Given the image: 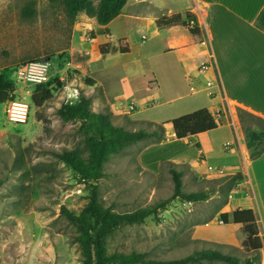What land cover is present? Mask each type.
Instances as JSON below:
<instances>
[{
	"label": "rangeland",
	"instance_id": "374dc122",
	"mask_svg": "<svg viewBox=\"0 0 264 264\" xmlns=\"http://www.w3.org/2000/svg\"><path fill=\"white\" fill-rule=\"evenodd\" d=\"M99 1L92 0L94 9ZM28 6L33 14L26 18L23 10ZM87 18L90 17L84 12L72 21L60 0H0V75L15 86V99L28 102L31 107L28 122L15 124L7 118V103L0 104V264H83L77 242L81 230L67 220L61 209L66 207L77 216L83 215L95 183L83 178L57 155L78 151L87 157V141L94 132L82 120L65 121L58 115L71 95L77 92L89 98L93 112L107 114L114 126L131 132L149 130L155 122L168 121L169 113L176 114L174 109L166 110L168 92L162 89L157 98L152 97L147 104L141 102L151 95L147 89L149 65L145 61L134 59L94 77L86 74L90 66L71 53L70 48L74 26ZM39 62L48 66L49 81L44 89L51 92V98L36 107L32 103L36 85L24 82L19 69ZM96 78L103 89L96 85ZM173 96L176 98L177 93ZM145 107L151 111L152 121H136L147 116L140 115ZM219 119L222 125L231 127L209 132L217 148L212 164H221L234 148L226 145V149L222 143L232 128L238 133V142L247 144L250 158L264 150L263 118L238 108L231 116ZM169 129L165 126L164 141L151 139L132 144L105 163L103 177L97 183L101 206L124 214L170 199L174 192L171 168L184 173L186 193H208L210 198L199 202L177 198L144 223L113 230L104 241L107 253H137L146 260L171 261L216 249L241 260L256 258V253L246 251L242 245L232 247L197 236L199 229L209 225L219 228L220 235H228L220 215L229 210L232 195L244 186L217 173V167L212 165L213 171L203 173L194 171L189 163L171 161L178 153L189 160L194 153L187 150L198 151L197 143L206 139L168 142ZM198 158L203 164L205 158ZM246 192L252 196L250 188Z\"/></svg>",
	"mask_w": 264,
	"mask_h": 264
},
{
	"label": "crops",
	"instance_id": "0c3cea01",
	"mask_svg": "<svg viewBox=\"0 0 264 264\" xmlns=\"http://www.w3.org/2000/svg\"><path fill=\"white\" fill-rule=\"evenodd\" d=\"M262 11L264 0H128L120 15L106 26L99 25L94 18L74 26L70 51L90 66L86 74L92 77L134 59L145 61L149 65L147 89L151 95L141 102L147 104L152 97L157 98L160 89L168 92L164 105H169L166 110L174 109L176 114L169 113L166 122L204 108L218 119L231 116L238 108L264 119V30L257 27ZM186 13L195 16L188 23L190 28L197 27L198 34H191L180 25L157 26L160 19L178 14L184 17ZM100 47H104L105 54L100 53ZM121 48L126 53H121ZM202 63L208 65L207 70L201 69ZM95 82L102 88L99 79ZM146 108L140 115L147 116L136 121H152L151 111ZM167 126L168 142L206 139L197 143L198 151L187 150L194 153L189 160L178 153L171 161L189 163L194 171L203 173L213 171V166L226 177L240 175L239 182L244 188L232 195L234 200L229 202L228 209L233 210L223 212L231 215L237 209L254 211L262 241V249L256 256L258 264H264V150L250 158L247 144L238 142V133L232 128L222 143L225 148L226 145L234 148L221 164H212L217 148L209 132L229 125L185 139H177L171 125ZM198 156L205 158L203 164ZM249 188L252 196L246 192ZM224 226L227 236L220 235V229L214 225L199 229L197 236L232 247L241 246L245 239L241 226L233 223Z\"/></svg>",
	"mask_w": 264,
	"mask_h": 264
},
{
	"label": "trees",
	"instance_id": "16d2710c",
	"mask_svg": "<svg viewBox=\"0 0 264 264\" xmlns=\"http://www.w3.org/2000/svg\"><path fill=\"white\" fill-rule=\"evenodd\" d=\"M65 7L67 16L74 21L80 13H86L90 18H94L99 25L106 26L117 18L128 0H100L99 5L94 9L92 0H60ZM32 9L28 6L23 10L26 18L31 17ZM195 16L186 13L185 16L178 14L169 18L157 21L159 28L180 25L191 34H198L197 27L190 28L189 21H194ZM257 27L264 30V11L257 18ZM121 53H126V49L121 48ZM100 53H106L104 47H100ZM15 86L9 78L0 75V104H5L15 99ZM51 98V92L44 89V85L36 86L32 95V103L36 107H41L43 102ZM58 115L65 121L79 119L88 124L94 136L89 137L87 143L89 155L83 157L78 151H64L57 156L64 161L74 171L88 181L95 183L88 207L83 215L77 216L66 207H62L61 213L67 220L81 230V235L77 242L81 246L83 264H204V262H222L225 264H258V258H248L241 260L235 256L223 254L216 249H206L195 252L181 259L146 260L143 255L132 253L108 254L104 241L106 235L113 230L125 226L144 223L151 216H157L165 209L171 201L180 198L184 202L206 201L210 198L208 193L193 192L186 193L183 190L182 177L184 173L175 168L170 169L174 183V192L170 199L160 202L154 206L139 209L130 213H113L110 209L103 208L98 198L97 183L103 177L105 163L112 156L123 150L127 146L142 141L154 139L157 142L165 140V126L171 125L177 139H185L190 136L199 135L222 126L221 119H218L208 109H200L195 112L180 116L169 122L154 123L149 130L126 131L114 126L105 113H95L91 110V100L84 95H79L78 100L70 105L63 104L58 110ZM150 124V123H148ZM176 166V165H174ZM233 181L239 182L240 175L231 177ZM224 225L233 223L240 225L245 235L242 247L251 253H257L262 249V241L259 235L257 218L252 209L235 210L231 215L223 213L219 219Z\"/></svg>",
	"mask_w": 264,
	"mask_h": 264
},
{
	"label": "built area",
	"instance_id": "2783aa9c",
	"mask_svg": "<svg viewBox=\"0 0 264 264\" xmlns=\"http://www.w3.org/2000/svg\"><path fill=\"white\" fill-rule=\"evenodd\" d=\"M201 69L203 71L208 69L206 63H202ZM19 75L24 82L32 83L36 86L44 85L48 83V66L43 63H29L25 67L19 69ZM79 94L77 92L71 95L66 101V104H74L78 100ZM30 103L13 99L7 102V118L10 122L15 124H26L30 116ZM130 111L134 110V107H129Z\"/></svg>",
	"mask_w": 264,
	"mask_h": 264
}]
</instances>
